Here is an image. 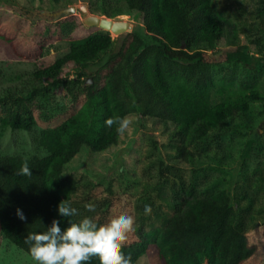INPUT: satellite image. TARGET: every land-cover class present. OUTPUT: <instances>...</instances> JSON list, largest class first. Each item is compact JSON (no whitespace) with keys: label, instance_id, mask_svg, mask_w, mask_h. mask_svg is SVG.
I'll use <instances>...</instances> for the list:
<instances>
[{"label":"trees","instance_id":"trees-1","mask_svg":"<svg viewBox=\"0 0 264 264\" xmlns=\"http://www.w3.org/2000/svg\"><path fill=\"white\" fill-rule=\"evenodd\" d=\"M125 2L141 15L139 29L126 34L128 41L115 43L126 36L114 39L106 29L73 39L66 53L34 69L31 86L0 91V122L12 129L33 128L34 108L42 107L53 86H63L75 100L83 97L75 112L47 130L45 156L0 150V236L30 255L24 242L29 232L46 231L54 219L62 230L69 220L84 217L107 223L120 215L115 208L120 199L132 193L126 203L133 209L136 238L121 249L132 264L149 243L164 264H243L258 254L246 234L247 224L257 221L245 218L255 198L244 191L233 201L226 184L200 183L195 172L202 163L221 169L233 159V140L255 129L254 103L264 109L263 91L217 85L212 74L220 61L264 68V0ZM103 57L105 65L113 63L102 79L98 71L90 73L93 82L87 83L85 69ZM69 62L77 67L72 78L61 76ZM114 116L130 121L124 132L106 125ZM140 127L166 136L164 156L151 139L158 153L148 167L141 164V175L131 174L136 181L125 171L120 180L99 171L97 157ZM25 161L31 177L17 174ZM77 163L90 176L76 171ZM187 164L189 174L183 169ZM64 199L79 215L60 216L57 205ZM86 203H94L95 211L85 209ZM145 205L151 206L150 215ZM257 227L264 242V220ZM88 264L100 262L94 257Z\"/></svg>","mask_w":264,"mask_h":264},{"label":"rangeland","instance_id":"rangeland-1","mask_svg":"<svg viewBox=\"0 0 264 264\" xmlns=\"http://www.w3.org/2000/svg\"><path fill=\"white\" fill-rule=\"evenodd\" d=\"M80 2V0H0V91H4L8 86H31L34 82V69L46 66L66 53L71 40L103 29L99 25L84 24L82 17L77 13L51 15L52 11ZM86 3L92 14L112 20H125L132 24L131 29L121 32L126 37L117 39L115 43L119 44L122 41L125 43V40L131 38L130 34L129 36L126 34L141 26V15L130 11L125 0H87ZM244 4L248 8V2L245 1ZM109 33L114 39L119 34L111 30ZM111 52H114V49ZM103 62L104 57L101 64H93L85 69L88 75L84 74L83 78L87 83L93 82L92 74L96 73L92 72L98 71L102 79L109 65L113 63L111 61L105 65ZM76 69V64L69 62L62 68L61 76L72 78ZM212 74L217 85L246 89L255 87L264 92V68H251L240 63L220 61L212 66ZM82 100L81 94L75 100L63 86H53L49 98L43 102L42 107L34 108L36 124L31 130L2 127L0 122L1 153H20L27 157L45 156L48 153L47 130L75 112ZM253 108L255 129L245 132L240 141L238 138L233 140V159L229 158L228 163L221 169L214 168L218 166L214 163L208 166L207 163H202L195 175L200 183L211 179L217 181L219 185L226 184L230 199L233 201L237 194L244 191L252 194L255 201L250 205L245 218L252 216L257 224L253 225L249 222L246 234L249 241L257 246L258 254L243 264H264V242L257 227L264 220V109L258 101L254 103ZM244 126L246 128L248 125L244 124ZM257 129L259 133L256 132ZM151 139L156 142V146L164 156L165 150L162 144L166 141V136L158 131L140 127L136 131H128L117 146L97 157L95 165L99 171L107 173L108 176L112 175L116 180H120V173L125 171L128 180L136 181V177L131 178V174L141 175V164L146 163L148 167L150 161L156 157L157 150ZM83 168L77 163L74 169L81 172L83 177L90 176L89 169ZM151 169L154 170V165H151ZM183 169L186 174L191 173L189 164ZM115 185L118 189L117 181ZM134 196L135 194L129 193L127 198H121L120 203L115 207L116 212L134 217L133 209L126 201L132 202ZM240 204L247 205L243 199ZM135 238L131 232L125 242ZM0 264H36V262L31 255L1 235ZM134 264H164V262L155 245L149 243L146 251Z\"/></svg>","mask_w":264,"mask_h":264},{"label":"clouds","instance_id":"clouds-1","mask_svg":"<svg viewBox=\"0 0 264 264\" xmlns=\"http://www.w3.org/2000/svg\"><path fill=\"white\" fill-rule=\"evenodd\" d=\"M105 123L108 127L116 125L117 131L122 133L130 121L114 116L107 118ZM17 174L32 176L27 161ZM84 207L88 211H95L96 206L94 203H86ZM57 211L60 216L67 218L79 215L78 209L65 199L58 203ZM151 211V206H144L146 215H150ZM17 216L21 220L25 219L19 209ZM134 225V217L126 214L103 224L88 217L78 223L69 220V226L63 230L54 219L46 231L29 232L24 242L29 245L28 251L36 264H88L94 257L98 258L100 264H132L131 256H126L121 249L128 234L135 231Z\"/></svg>","mask_w":264,"mask_h":264},{"label":"water","instance_id":"water-1","mask_svg":"<svg viewBox=\"0 0 264 264\" xmlns=\"http://www.w3.org/2000/svg\"><path fill=\"white\" fill-rule=\"evenodd\" d=\"M80 3L70 4L68 6L59 8L51 12L52 16H62L77 13L82 17L84 24L86 25H99L101 28L111 30L118 34L124 30L131 29L132 24L125 20H112L107 17H100L92 14L86 3L87 0H80ZM87 81V80H86Z\"/></svg>","mask_w":264,"mask_h":264}]
</instances>
